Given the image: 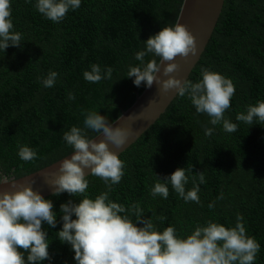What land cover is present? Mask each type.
<instances>
[{"label":"trees","instance_id":"trees-1","mask_svg":"<svg viewBox=\"0 0 264 264\" xmlns=\"http://www.w3.org/2000/svg\"><path fill=\"white\" fill-rule=\"evenodd\" d=\"M183 1L81 0L78 9L53 22L37 11L36 0H11L13 30L22 34V43L0 50V176L20 178L72 153L63 133L73 125L84 128L87 112H100L113 123L128 109L147 87L146 82L137 87L135 77H127L129 66H141L135 54L150 36L177 22ZM152 59L160 61L148 54L145 63ZM94 63L102 69L111 67L112 78L86 81L83 73ZM202 67L233 81L236 91L224 117L237 123L238 130L226 132L222 122L212 125L187 95H177L119 155L124 175L112 185L109 198L126 208L139 203L143 219L151 218L159 231L174 226L183 238L210 220L234 227L240 214L247 234L261 246L254 264H264V125L236 120L249 105L264 101V0H225L188 80L199 82ZM50 70L58 77L46 88L41 79ZM69 92L75 100L67 99ZM205 128L214 129L211 136L205 135ZM87 133L89 138L98 135ZM18 145L35 150L37 158L21 160ZM178 168L192 169L186 172L190 177L186 190L193 186L191 177L204 172L199 204L185 202L170 183L167 199L150 194L159 178L164 180ZM86 178L85 195L94 199L107 191L101 178L90 174ZM44 198L53 202L57 224L53 228L43 222L50 259L39 264H77L71 245L61 242L57 233L63 227L61 204L79 203L83 197L64 192ZM212 202L215 206L209 208ZM127 214L135 221L131 212ZM24 255L27 259L28 253Z\"/></svg>","mask_w":264,"mask_h":264},{"label":"clouds","instance_id":"clouds-1","mask_svg":"<svg viewBox=\"0 0 264 264\" xmlns=\"http://www.w3.org/2000/svg\"><path fill=\"white\" fill-rule=\"evenodd\" d=\"M80 5L81 0H36L35 8L47 19L60 22L70 9H78ZM11 17V0H0L2 51L22 43V34L13 30ZM144 42L145 48L135 54L141 66H129L127 73V77H135L137 87L146 82L150 88L155 82L163 93L176 90L178 96H188L198 113L207 114L212 125L222 122L224 131L233 133L238 130L237 123L224 117L236 91L230 78L205 67L201 68L202 79L199 82L182 81L171 75L180 69L177 57L186 59L198 53L197 39L186 25L177 21L163 27ZM148 54L159 57L160 62L152 59L145 63ZM161 70L167 79L158 75ZM112 74L111 67L102 69L94 63L90 70L84 71L83 76L88 82L98 83L104 79L110 80ZM57 77L58 73L50 70L45 78L38 79H41L44 87L50 88L55 85ZM75 98L72 92L67 94L68 100ZM126 118L134 123L139 117L130 115ZM117 119L121 121L125 117ZM236 120L249 125L259 121L264 125V101L249 105L246 113H239ZM132 123L112 124L100 112L89 111L84 128L73 125L63 133V140L73 148V154L60 163L58 173H54V178L47 182L53 186L55 196L67 192L75 197L78 194L83 197L79 203L70 200L61 204L63 227L57 233L61 242L71 245L77 264H254L261 246L255 237L247 234L240 214L234 227L210 220L206 225H197L190 235L183 238L177 235L174 226L159 231L151 218L143 219L144 212L139 203L126 208L109 198L112 185L120 183L125 167L124 161L110 148V144L123 148L137 131ZM87 130L98 133V136L103 135L104 139L97 142L96 138H89ZM213 131V128H205V135L211 136ZM18 149L20 159L25 162L37 158V152L27 145H18ZM85 169H90L91 176L101 178L107 185V191L94 199L85 195L89 186ZM188 171L192 169L178 168L164 180L159 178L150 194L154 198L161 196L167 199L170 183L185 202L199 204L198 193L200 185L206 182L205 175L204 172L193 175V186L186 190L190 179L186 174ZM6 183H9L8 178L0 176V185ZM11 183L14 188L17 187L15 182ZM219 198H223L222 194ZM214 206L215 202L209 204V208ZM53 209V202L34 191L31 184L19 185L16 191L0 192V264H39L50 259L48 234L42 225L47 222L50 227L56 226ZM129 212L135 216V221L127 214ZM137 222L144 226L138 227ZM25 253H28L27 259Z\"/></svg>","mask_w":264,"mask_h":264},{"label":"water","instance_id":"water-1","mask_svg":"<svg viewBox=\"0 0 264 264\" xmlns=\"http://www.w3.org/2000/svg\"><path fill=\"white\" fill-rule=\"evenodd\" d=\"M225 0H184L178 19L181 24L188 27L189 31L197 39L198 53L195 56L189 55L188 58L177 57V62L180 64L178 72L171 75L182 81L187 80L195 67L196 63L201 57L204 49L206 48L216 24L219 20L220 14L222 13ZM160 62V61H159ZM163 68V66H162ZM158 75L162 79L168 77L163 76V70ZM177 96L176 90H171L168 93L160 91V85L153 83L152 87H146L145 90L139 94L135 102L126 110H123L121 116L125 117L124 120L118 121L116 119L112 124H129L132 123L126 117L134 115L139 117L132 123V127L136 129L135 135H133L128 143L123 148H117L110 144V148L121 154L125 151L132 143H134L147 129H149L155 121L161 116V114L167 109L170 102ZM99 135V134H98ZM96 135L97 142L104 139L103 135ZM70 153L60 160L41 168L33 173L25 175L20 178L8 179L9 183L0 185V192L2 191H16L19 185H29L33 187L34 191L40 192L43 197L52 195L54 192L53 186H50L47 181H50L54 173H58L59 165L66 158H71ZM86 174H91L90 169H85ZM11 182H15L17 187H13ZM34 182V183H33Z\"/></svg>","mask_w":264,"mask_h":264}]
</instances>
